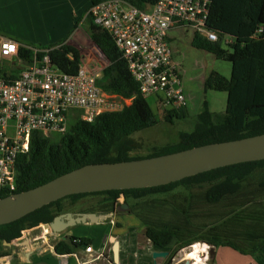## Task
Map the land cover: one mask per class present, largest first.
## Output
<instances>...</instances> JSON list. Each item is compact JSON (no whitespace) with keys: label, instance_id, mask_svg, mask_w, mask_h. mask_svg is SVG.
Segmentation results:
<instances>
[{"label":"trees","instance_id":"16d2710c","mask_svg":"<svg viewBox=\"0 0 264 264\" xmlns=\"http://www.w3.org/2000/svg\"><path fill=\"white\" fill-rule=\"evenodd\" d=\"M102 1L105 0H90L89 8ZM123 1L140 10H146L157 0ZM87 12L85 19L88 24V37L107 60V64L100 71L97 84L105 91L131 99L130 104L122 113H103L92 122L75 117L63 134L58 133L55 141H51L40 131H34L27 152L18 154L16 158L15 190L9 192L1 190L0 198L36 187L90 163L158 156L203 144L264 133V0H212L207 27L214 31L218 38L211 40L194 31L191 45L211 53L216 59L230 62L229 77L212 70L203 80L204 91L226 92L225 108L221 113L212 112L207 101H204L202 110L195 116L191 130H180L175 141L153 146L144 155L133 154L138 148V143L132 135L154 127L159 119L148 99L141 95L139 84L131 75L111 34L94 24ZM77 27L78 22H74L70 33L76 31ZM68 38L69 35L47 46H35L12 38L18 44L17 57L22 64L19 67H12L11 71L17 72L20 68L28 66L34 57H41L47 50L52 63L62 72L76 74L82 56L73 43H67ZM186 115L187 107L183 105L177 109L165 110L163 120L171 123ZM255 170L262 172L264 185V159H261L218 167L159 186L71 194L15 221L1 224L0 248L3 249L4 242H11L20 236L22 230L35 227L42 222H51L55 216L64 213L66 201L69 205H74L85 196L101 195L97 207L83 209L80 212L108 214L121 204L120 197L124 198L122 204L125 202L129 204L130 200L167 195L178 189L187 191L194 186L206 184L208 185L204 194L206 201L217 203L227 195L238 193L241 182ZM172 203L177 204L176 201ZM178 208L183 212L185 206L179 203ZM262 229L261 235L248 242L245 248L240 247L232 239L201 235L178 241L174 251L199 240L213 247H231L242 254L256 256L264 248V227ZM144 233L151 243L161 249L168 247L177 236L174 229L166 227L148 226ZM92 241L86 236L71 235L56 242L54 248L57 254H70L82 246L91 245ZM6 254V251H0V257Z\"/></svg>","mask_w":264,"mask_h":264},{"label":"built area","instance_id":"2783aa9c","mask_svg":"<svg viewBox=\"0 0 264 264\" xmlns=\"http://www.w3.org/2000/svg\"><path fill=\"white\" fill-rule=\"evenodd\" d=\"M211 2L157 0L140 10L123 0H105L91 6L87 13L94 24L113 37L141 95L160 103L162 110H170L185 105V94L168 31L190 27L217 40V34L207 27ZM17 49L12 39L0 42V191L6 192L15 190L16 158L27 152L34 131L63 134L73 111L79 112L78 118L92 122L103 113L126 111L131 100L103 90L97 84L101 70L91 69L85 58L76 74H66L52 63L45 50L31 64L13 72L12 67L22 64ZM99 55L103 58L102 52ZM84 251L92 255V260L104 252L95 251L91 245Z\"/></svg>","mask_w":264,"mask_h":264},{"label":"rangeland","instance_id":"374dc122","mask_svg":"<svg viewBox=\"0 0 264 264\" xmlns=\"http://www.w3.org/2000/svg\"><path fill=\"white\" fill-rule=\"evenodd\" d=\"M19 21L22 22L21 20ZM76 22H78L76 34L83 45L81 46V52L84 58L89 61L88 65H91L90 68L100 71L107 64V60L104 55L103 58L99 57L101 51L88 37V24L84 12L76 19ZM34 24L37 30L42 27V24L41 26L36 22ZM0 27V33L6 37H10L13 29L22 28L24 31L26 30V24L8 20L0 22ZM27 33L29 32L27 31ZM34 33V31L31 32V34ZM168 35L170 37L168 42L172 50L173 61L180 71L183 88L189 96L188 99L184 92L187 115L184 118L175 119L173 122L168 123L163 120L165 110H162L160 103H152L148 99L159 122L154 127L140 130L132 135L133 139L138 143V148L133 154L144 155L153 146H161L175 141L180 130H191L195 116L202 110L204 101H207L209 109L216 113H221L226 105V92L204 91L203 80L212 70L229 77L231 73L230 62L216 59L211 53L193 47L191 45L193 30L190 27L173 28L168 31ZM225 41L226 37L223 41V46H225ZM6 67L4 64V68ZM77 116H79V112L73 111L67 119V126ZM58 136L59 134L55 132L47 135L51 141H55ZM261 176L262 172L255 170L241 182V189L238 193L227 195L217 203H208L206 201L204 194L208 185L203 184L194 186L187 191L178 189L167 195L130 200L127 205L131 213L130 216H132L130 221L136 225L129 228H127L128 226L123 228L122 224L126 225L127 221L121 215H116L115 213L109 219L107 218L101 222L107 224L108 229L110 227L109 224H111L113 231L109 232V236H114L121 245H127L130 248L123 253L135 254V264H150L151 262L150 251L153 248L149 247V242L143 233L148 226L174 229L177 236L169 244L168 250L172 255H176L177 260L180 259V264H182L183 260H190V264H195L196 261L192 258L193 250L197 249L199 245L203 246L205 242L194 241L192 244L174 251L178 241L196 238L201 235L219 236L232 239L240 247L245 248L248 246V242L255 240L257 236L261 235L264 227V206L259 205L264 204V185H262L263 179ZM101 198V195L85 196L74 205H69L68 201H66L65 212L76 213L83 209L97 207ZM172 201H176L177 204L172 203ZM179 203L185 206L183 212L178 208ZM113 222L114 224H112ZM118 223L121 227H117ZM100 240H102L101 236L97 234L94 238L95 245H99ZM57 241L56 237H54L51 243ZM5 246L7 245L5 244ZM105 247V253L111 257V241H107ZM2 250L4 251L5 249L0 248V251ZM206 250V252L201 250L199 254L203 252V255L199 257L203 260V264L205 260H208L206 262L210 264L209 252L208 249ZM239 253L230 251V254H232L231 259L240 260L241 254ZM22 254L23 252L20 251L14 258L8 259L9 264H18L20 260L18 255ZM227 260L231 261V264H240V262L233 263L229 258ZM52 261L54 264H59L57 259ZM162 261L165 262L164 260ZM5 262L0 260V264H5Z\"/></svg>","mask_w":264,"mask_h":264},{"label":"water","instance_id":"95a60500","mask_svg":"<svg viewBox=\"0 0 264 264\" xmlns=\"http://www.w3.org/2000/svg\"><path fill=\"white\" fill-rule=\"evenodd\" d=\"M261 159H264V133L203 144L158 156L86 164L36 187L0 198V225L15 221L71 194L159 186L218 167ZM121 206L128 207L125 203ZM107 217L108 214L81 213L73 216L70 212L61 213L51 222H42L22 230L20 236L4 244L13 246L14 252L26 250L25 255L29 256L31 244L39 240L46 241L49 236L61 232L62 226L84 223L87 219L103 220ZM109 240L112 243V264H115L119 261V241L114 236H109ZM51 248L56 253L54 245ZM166 255L165 250L153 251V264H158L157 257ZM2 258L4 257H0ZM184 264H190V260H185Z\"/></svg>","mask_w":264,"mask_h":264},{"label":"crops","instance_id":"0c3cea01","mask_svg":"<svg viewBox=\"0 0 264 264\" xmlns=\"http://www.w3.org/2000/svg\"><path fill=\"white\" fill-rule=\"evenodd\" d=\"M89 6L90 0H0V22L8 20L10 22L26 24L25 31L22 28L13 29L10 37L3 36L0 33V42L4 39L14 38L35 46H47L58 42L69 35L67 43H73L81 52V46L83 45L81 44L80 38H78L76 31L72 33L70 32L74 22H76V19L81 16L83 12L85 16ZM35 22L39 26L42 24V27H39L40 29L37 30L34 24ZM27 31L29 33H27ZM32 31L35 33L31 34ZM81 56L84 58L82 52ZM4 64L7 66L6 62ZM184 92L189 99L188 93L185 90ZM121 201L122 197L119 199V202ZM130 220L131 219L127 220V223L126 225H123V228L124 226H128L127 228H129L136 225L131 223ZM101 221L102 220H88V222L86 221L72 226H62L61 228H63V230H61V232L54 233L52 236H49L46 241L42 242L39 240L31 244V252L29 256L25 255L26 250H24L22 255H18L20 259L18 264H54L52 261L54 259H57L59 264H83L84 260L87 261L84 264H112L109 259L112 256L110 257L108 254H106V257L103 259H98L93 262L92 255L86 253L84 251V247L72 254L62 256H58L51 248V245H54V243H51V240L54 239V237L59 240L63 239V237L72 235L76 237H89L93 240L91 246L94 250L105 251L107 243L106 236H109V232L113 230L111 229V224H109L110 227L108 229V225ZM97 234L101 236L102 239L100 240L99 245H95L94 243V238ZM128 248L129 247L127 245H121L119 242V261L115 264H135V256L123 253L127 252ZM230 251L239 253L231 247L225 246L214 247V249H212V247L208 248L209 263L231 264V261L229 262L227 260V258H229V260H232L233 263L240 262V264H248L249 262L254 261L256 264H264V248L258 252L256 256H251L250 254L242 255V253H239L241 254L239 258L240 260L231 259L232 254H230ZM201 255H203V252ZM210 255L214 256V258ZM0 260L6 261L5 264H9L7 257ZM196 263L203 264V260L196 261Z\"/></svg>","mask_w":264,"mask_h":264},{"label":"flooded vegetation","instance_id":"af4514ba","mask_svg":"<svg viewBox=\"0 0 264 264\" xmlns=\"http://www.w3.org/2000/svg\"><path fill=\"white\" fill-rule=\"evenodd\" d=\"M124 202V198H122V202H121V204L119 205V206H117L115 209H114V211L113 212H111V213H108V215H109V217H107L108 219L112 216V214L114 215V213L117 215H121L123 218H125V220L127 219H131L132 218V216H130L131 215V213H130V211H129V207H125V206H121L122 205V203ZM125 205H128V203L127 202H125ZM65 213V212H64ZM81 213H95V212H76V213H73V215L74 216H77V215H79V214H81ZM104 215H107V214H104ZM131 217V218H130ZM126 220V221H127ZM87 222H88V219H87ZM112 224H114V222L112 223ZM124 225V223L122 224V226ZM115 227V226H114ZM117 227H121L120 226V224L118 223L117 224ZM117 227H115V228H117ZM146 229V228H145ZM145 229H144V231H145ZM144 233V232H143ZM144 236H145V233H144ZM107 238H106V241H109L110 242V240H109V236H106ZM66 238V237H65ZM145 238L148 240V244H149V247H151V248H153V250H151L150 251V258H151V264H153V262H154V259L152 258V252L153 251H155V250H165V251H167V255L166 256H164V257H157L156 258V262L158 263V264H180V262L181 261H179V260H177L178 258L176 257V255H172V253H170V251L168 250V247H166L165 249H161V248H159V247H157L156 245H154L153 243H151V241L145 236ZM59 240H61V239H59ZM58 240V241H59ZM57 241V242H58ZM56 242H54V244H55ZM5 245V244H4ZM111 245H112V243H111ZM82 247H85V246H82ZM81 247V248H82ZM186 247V246H185ZM3 249H5L4 251H6V255H4V256H1V257H7L8 259H12V258H14L15 257V255L16 254H18V252H14V248H13V246H4L3 247ZM80 249V248H79ZM78 249V250H79ZM181 249V248H180ZM77 250V251H78ZM179 250V249H178ZM96 251V250H95ZM70 254H72V253H70ZM133 254V253H132ZM132 254H130V255H132ZM64 255H69V254H65L64 253ZM106 255V253H105V251L103 252V254L100 256V257H97V258H95L94 260H93V262H95L96 260H98V259H103L104 257H106L105 256ZM133 256H136L135 254L133 255ZM162 260H164L165 262H163ZM183 260V259H182ZM110 261L112 262V257L110 258ZM184 262H185V260H183V262H182V264H184ZM196 264V263H195Z\"/></svg>","mask_w":264,"mask_h":264},{"label":"bare ground","instance_id":"6f19581e","mask_svg":"<svg viewBox=\"0 0 264 264\" xmlns=\"http://www.w3.org/2000/svg\"><path fill=\"white\" fill-rule=\"evenodd\" d=\"M195 245H196V244H195ZM193 249H194V247H193ZM206 249H208L207 246H206V244H203V246H202V245H199L197 249H194V250H193L192 258L195 259V261H202V260L200 259V257H199V256L201 255V254H199V252H200L201 250H204V252H206V251H207ZM195 261H194V262H195ZM204 264H205V263H204Z\"/></svg>","mask_w":264,"mask_h":264},{"label":"clouds","instance_id":"9594fccd","mask_svg":"<svg viewBox=\"0 0 264 264\" xmlns=\"http://www.w3.org/2000/svg\"><path fill=\"white\" fill-rule=\"evenodd\" d=\"M203 244H206V243H203ZM206 245H208V244H206ZM210 246V245H209ZM212 247V249H214V247L213 246H210V247H208V248H211ZM211 256V255H210ZM205 257V256H204ZM211 257H213V256H211Z\"/></svg>","mask_w":264,"mask_h":264}]
</instances>
